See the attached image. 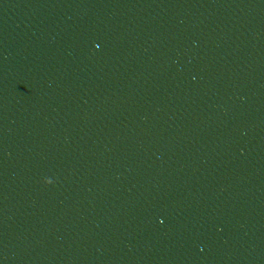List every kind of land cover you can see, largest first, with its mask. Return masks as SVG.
<instances>
[{
  "label": "water",
  "instance_id": "95a60500",
  "mask_svg": "<svg viewBox=\"0 0 264 264\" xmlns=\"http://www.w3.org/2000/svg\"><path fill=\"white\" fill-rule=\"evenodd\" d=\"M0 264H264V0H0Z\"/></svg>",
  "mask_w": 264,
  "mask_h": 264
}]
</instances>
